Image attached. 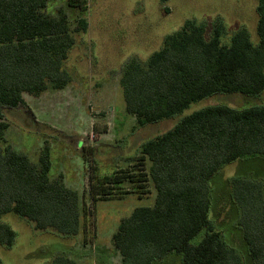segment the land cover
Masks as SVG:
<instances>
[{
	"label": "trees",
	"instance_id": "1",
	"mask_svg": "<svg viewBox=\"0 0 264 264\" xmlns=\"http://www.w3.org/2000/svg\"><path fill=\"white\" fill-rule=\"evenodd\" d=\"M49 1L0 0V218L11 212L35 229L51 228L70 237L81 225L78 192L65 185L61 174L50 176L49 146L33 162L6 142L8 123L2 113L3 108L21 106L23 93L37 96L71 82L64 62L75 32L62 10L55 15L47 12ZM256 12V43L240 29L222 44L220 22L205 39L204 26L187 19L145 62L127 61L119 86L125 111L136 116L137 126L172 118L192 102L213 95L263 93L264 0H258ZM77 23L75 31L87 30L86 18ZM140 154L148 162L142 171L144 182L155 191L154 202L134 208L112 234L121 264H152L172 252L181 256V264H242L209 219V181L225 164L244 156H264V104L194 111L144 142ZM117 175L90 182L94 197L125 184L127 177ZM229 188L248 256L252 264H264L262 182L237 177ZM14 238L13 229L0 222V244L11 246ZM46 264L78 263L58 255Z\"/></svg>",
	"mask_w": 264,
	"mask_h": 264
},
{
	"label": "rangeland",
	"instance_id": "2",
	"mask_svg": "<svg viewBox=\"0 0 264 264\" xmlns=\"http://www.w3.org/2000/svg\"><path fill=\"white\" fill-rule=\"evenodd\" d=\"M258 0H51L47 12L67 14L74 45L64 68L71 82L64 89H47L38 97L26 95V106L3 108L8 123L6 142L36 162L40 150L49 146L50 176L64 174L79 192L83 212L84 239L81 233L64 236L53 229H35L33 223L14 213H5L0 222L9 225L15 238L11 246L0 244L1 264H46L55 256L72 257L103 252L98 242L111 243L120 220L138 206H150L155 191L144 178L148 162L141 158V145L171 129L182 117L214 105L246 108L264 104V92L255 97L219 94L192 102L181 113L154 124L137 126L134 114L125 111L119 79L127 61L145 62L159 49L166 35L179 30L187 20L204 26L205 39L220 22L224 31L221 43L228 44L240 29L256 43ZM86 18L85 32H77V21ZM34 111V113L32 112ZM36 115V116H35ZM84 142V145H83ZM83 145V147H82ZM126 176L121 184L97 201L87 194L90 182L105 175ZM261 181L264 195V156H244L223 165L209 181V219L220 231L227 246L235 249L242 264H252L241 229L238 211L230 195L233 178ZM132 180V181H131ZM121 187V188H120ZM240 214V212H239ZM240 216V215H239ZM202 236L200 232L195 241ZM98 239V242L96 240ZM96 240V241H95ZM113 243V242H112ZM103 252L96 264H118L119 251ZM70 255V254H69ZM69 258V257H68ZM91 258L86 264H91ZM152 264H181V256L166 254Z\"/></svg>",
	"mask_w": 264,
	"mask_h": 264
},
{
	"label": "crops",
	"instance_id": "3",
	"mask_svg": "<svg viewBox=\"0 0 264 264\" xmlns=\"http://www.w3.org/2000/svg\"><path fill=\"white\" fill-rule=\"evenodd\" d=\"M88 22V21H87ZM65 88V87H64ZM64 88H61V89H64ZM60 90V89H59ZM47 91V90H46ZM46 91H43L42 93H44V92H46ZM26 95H31V94H28V93H23L22 94V97H23V104L22 105H24V106H26L27 104H26V102H25V97H26ZM40 95V94H39ZM39 95H37V96H35V95H32V96H34V97H38ZM32 112L34 113V111L32 110ZM36 116V115H35ZM83 145H84V142H83ZM83 145H82V147H83ZM84 148V147H83ZM62 176H63V182L65 183V185L68 187V185L69 186H71L70 184H73V182H71V181H69L68 180V177L67 176H65L64 174H61ZM92 182V181H91ZM77 191V190H76ZM78 192V191H77ZM87 194H89L90 196H91V199L92 200H94L93 198H94V193L93 192H91L90 191V189L87 191ZM78 195H79V192H78ZM80 196V195H79ZM80 199V198H79ZM97 199L98 198H96V200L95 201H97ZM81 207V206H80ZM82 209V208H81ZM82 211V210H81ZM84 221H83V212H81V225H80V230H79V232L77 233V234H79V233H81V234H83L82 235V238L84 239L85 237H84V228L82 227L83 225H84V223H83ZM76 234V235H77ZM96 240H97V242H98V239L96 238ZM95 240V241H96ZM111 240H112V235H111ZM111 243H112V241H111ZM111 243L109 242L108 244H104V245H102V243H100V242H98V245H99V249L101 250V251H103V252H108L107 250H110L111 249ZM112 245H113V243H112ZM103 252H100L99 254H96V253H93V254H91V256H87V257H83V256H76V257H72L71 256V253H69V254H65V255H63V256H66V257H69V258H71V259H73V260H75L78 264H86V259L87 258H91L92 260H91V264H96V260H98V261H100V259L101 258H104V261H105V259H106V256L103 254ZM101 256V258L99 259V257ZM121 257V256H120ZM100 262H102V261H100ZM111 263V261H107V264H110ZM118 264H121V258H120V262H118Z\"/></svg>",
	"mask_w": 264,
	"mask_h": 264
}]
</instances>
